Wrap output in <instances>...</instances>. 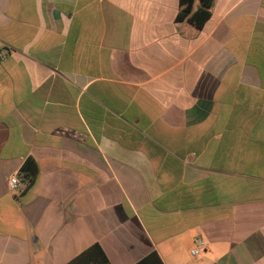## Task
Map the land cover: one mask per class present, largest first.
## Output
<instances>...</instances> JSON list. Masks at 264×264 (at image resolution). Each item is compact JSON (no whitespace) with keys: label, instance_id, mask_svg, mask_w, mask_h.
I'll use <instances>...</instances> for the list:
<instances>
[{"label":"crops","instance_id":"obj_1","mask_svg":"<svg viewBox=\"0 0 264 264\" xmlns=\"http://www.w3.org/2000/svg\"><path fill=\"white\" fill-rule=\"evenodd\" d=\"M179 10L0 0V264H264V0Z\"/></svg>","mask_w":264,"mask_h":264},{"label":"trees","instance_id":"obj_2","mask_svg":"<svg viewBox=\"0 0 264 264\" xmlns=\"http://www.w3.org/2000/svg\"><path fill=\"white\" fill-rule=\"evenodd\" d=\"M197 0H180V10L177 21H187L197 29H202L211 19L212 9L215 0H199V8L196 9ZM39 173L36 161L29 158L21 168L20 175L27 185H32ZM70 264H110L105 252L99 245L91 247L89 250L75 258ZM138 264H163L157 253H152Z\"/></svg>","mask_w":264,"mask_h":264},{"label":"built area","instance_id":"obj_3","mask_svg":"<svg viewBox=\"0 0 264 264\" xmlns=\"http://www.w3.org/2000/svg\"><path fill=\"white\" fill-rule=\"evenodd\" d=\"M3 59V55L0 53V60ZM61 135H73V133H71L69 130H62L59 132ZM76 137V136H74ZM27 183L24 182L22 180V177L20 175V173H17V174H14L12 175L10 178H9V186L11 189L13 190H17L19 189L20 187H23V186H26ZM205 247V240L201 237H199L196 241V246L195 248L192 250V255L194 257H197L199 256L201 253H202V250L204 249Z\"/></svg>","mask_w":264,"mask_h":264}]
</instances>
